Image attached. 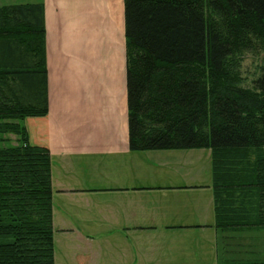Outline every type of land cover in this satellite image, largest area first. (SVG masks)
I'll use <instances>...</instances> for the list:
<instances>
[{
	"label": "trees",
	"instance_id": "obj_1",
	"mask_svg": "<svg viewBox=\"0 0 264 264\" xmlns=\"http://www.w3.org/2000/svg\"><path fill=\"white\" fill-rule=\"evenodd\" d=\"M124 5L130 149H211L215 226L264 229V0ZM46 34L44 1L0 5V264H55L51 151L25 124L49 113Z\"/></svg>",
	"mask_w": 264,
	"mask_h": 264
},
{
	"label": "crops",
	"instance_id": "obj_2",
	"mask_svg": "<svg viewBox=\"0 0 264 264\" xmlns=\"http://www.w3.org/2000/svg\"><path fill=\"white\" fill-rule=\"evenodd\" d=\"M68 1L44 0L49 113L25 119L51 151L55 264L59 244L104 264L98 237H117L123 264H235L237 238L264 263V229L215 226L208 148L130 149L124 0H86L82 25Z\"/></svg>",
	"mask_w": 264,
	"mask_h": 264
},
{
	"label": "rangeland",
	"instance_id": "obj_3",
	"mask_svg": "<svg viewBox=\"0 0 264 264\" xmlns=\"http://www.w3.org/2000/svg\"><path fill=\"white\" fill-rule=\"evenodd\" d=\"M36 1H41V0H0V5L19 4V3L36 2ZM93 2H96V0H93ZM93 2H87L86 0L68 1L69 5L78 6L76 8H70L71 11H69V15H73V19L80 18L81 22H78V23L82 25V22L87 20V13H88L87 10H89L91 6H89V8H86V9L85 7H87L88 4L93 3ZM98 2H101V1H98ZM93 14L96 17L97 12L95 11L93 12ZM98 20L99 19L95 18L94 19L95 23H97ZM90 26H93V23H91ZM261 57H262V53L260 51H257V52L249 51L241 56L239 69H240V72L243 78V82L246 85H249V86L253 85L254 79L259 75L260 66L262 64ZM125 81H126V76H125ZM11 137L14 138L15 136L11 135ZM200 149H203V148H200ZM208 150L211 154V160H212V150L209 148ZM251 235L252 234L250 232V236ZM255 235H257V237H259L260 240L262 239L264 241V232L256 231L253 234V236ZM97 239L98 240L94 242V245L92 246V248H89L88 251H91V252L96 251L100 253L101 261L104 264H123L121 258H118L117 237H107V238L98 237ZM260 240H254L253 243H258ZM259 249L260 247L257 248L256 245H254V247H249L250 251L259 250ZM263 249H264V245H263ZM65 250H66V253L74 252L72 249L70 251V248H65L59 244L58 254L60 255H59L58 263L59 264L61 263L62 264H76L75 261L70 260L71 257L66 258L64 256ZM256 257H258L256 254H246L245 255L243 248L238 245L236 258L239 263L244 262L243 258L258 259Z\"/></svg>",
	"mask_w": 264,
	"mask_h": 264
}]
</instances>
